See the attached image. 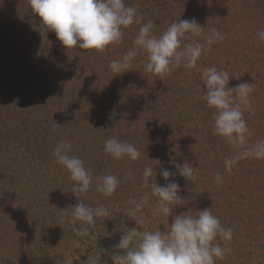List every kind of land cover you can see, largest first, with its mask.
Masks as SVG:
<instances>
[{
    "label": "rangeland",
    "instance_id": "1",
    "mask_svg": "<svg viewBox=\"0 0 264 264\" xmlns=\"http://www.w3.org/2000/svg\"><path fill=\"white\" fill-rule=\"evenodd\" d=\"M0 264H264V0H0Z\"/></svg>",
    "mask_w": 264,
    "mask_h": 264
}]
</instances>
